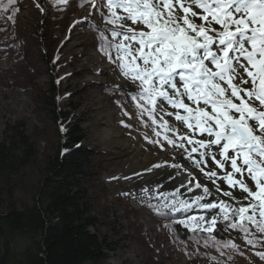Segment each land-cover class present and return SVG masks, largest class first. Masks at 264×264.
<instances>
[{"label": "rangeland", "instance_id": "obj_1", "mask_svg": "<svg viewBox=\"0 0 264 264\" xmlns=\"http://www.w3.org/2000/svg\"><path fill=\"white\" fill-rule=\"evenodd\" d=\"M37 3L45 8L43 13ZM80 5L81 0H14L12 4L0 0V142L6 126L20 124L36 158L23 172L25 185L15 196L18 205L28 204L25 190L59 150V125L50 119L56 113L77 125L85 137L88 167L80 184L86 190V205L99 219V234L108 235L115 244L108 264H264L255 255L264 248L253 249L237 231L226 232L217 224L211 235L194 233L179 223L204 210L195 205L186 212L164 207H179L178 201L191 202L202 193L189 183L191 179L207 185L215 199L229 198L216 192L200 171V167L216 169L211 160L196 167L182 149L167 144L165 136L173 133L160 126L159 115L153 124L147 114H139L128 95L136 92V86L105 55L106 49L115 55L101 37L103 33L108 40L115 39L111 26L100 18L106 10ZM122 98L118 105L115 101ZM165 119L188 131L173 117ZM168 176L164 187L161 180ZM247 182L255 190L252 181ZM217 183L237 198L246 195L229 189L224 181ZM182 231L190 238L183 240L177 234ZM229 239L235 240L238 250L222 246Z\"/></svg>", "mask_w": 264, "mask_h": 264}, {"label": "snow or ice", "instance_id": "obj_2", "mask_svg": "<svg viewBox=\"0 0 264 264\" xmlns=\"http://www.w3.org/2000/svg\"><path fill=\"white\" fill-rule=\"evenodd\" d=\"M84 5L106 10L100 18L115 39L101 37L115 55L107 49L105 55L136 86L128 95L139 114L153 124L159 115L160 126L173 133L165 136L167 144L182 149L196 167L211 160L216 169L200 171L229 198L217 200L207 185L191 179L202 193L191 202L178 201L179 207H164L186 212L195 205L204 214L179 221L185 228L211 235L220 224L226 232H239L253 249L264 248V0H81ZM218 181L246 195L237 198ZM181 187H186L183 181ZM222 246L239 249L234 239ZM255 255L264 261V251Z\"/></svg>", "mask_w": 264, "mask_h": 264}, {"label": "trees", "instance_id": "obj_3", "mask_svg": "<svg viewBox=\"0 0 264 264\" xmlns=\"http://www.w3.org/2000/svg\"><path fill=\"white\" fill-rule=\"evenodd\" d=\"M50 119L59 125V150L25 190L29 202L21 206L15 196L25 185L23 172L36 158L23 126L5 127L0 142V264H108L115 244L99 234V219L86 205L80 184L88 167L85 137L63 116L53 113ZM177 234L190 238L184 231Z\"/></svg>", "mask_w": 264, "mask_h": 264}, {"label": "bare ground", "instance_id": "obj_4", "mask_svg": "<svg viewBox=\"0 0 264 264\" xmlns=\"http://www.w3.org/2000/svg\"><path fill=\"white\" fill-rule=\"evenodd\" d=\"M168 178H170V177L168 176L167 178H162V180H161L164 187H167V183L169 182ZM176 195H178V194L176 193Z\"/></svg>", "mask_w": 264, "mask_h": 264}]
</instances>
